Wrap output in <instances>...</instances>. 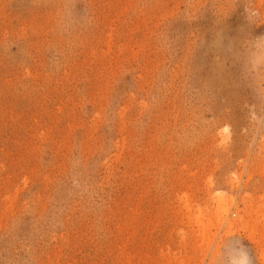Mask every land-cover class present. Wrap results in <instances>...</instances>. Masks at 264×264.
Instances as JSON below:
<instances>
[{"label":"rangeland","instance_id":"rangeland-1","mask_svg":"<svg viewBox=\"0 0 264 264\" xmlns=\"http://www.w3.org/2000/svg\"><path fill=\"white\" fill-rule=\"evenodd\" d=\"M262 255L264 0H0V264Z\"/></svg>","mask_w":264,"mask_h":264},{"label":"bare ground","instance_id":"bare-ground-1","mask_svg":"<svg viewBox=\"0 0 264 264\" xmlns=\"http://www.w3.org/2000/svg\"><path fill=\"white\" fill-rule=\"evenodd\" d=\"M216 197H217V204H218V211L220 212V213H226V209L225 208H223L222 207V203H223V200H224V195L222 194V193H220V192H218L217 194H216ZM197 219H198V222H199V224L201 225V227H202V229L204 230V231H207V229H206V225H204V224H202V222H200L199 221V218H200V211H199V214L197 215V217H196ZM230 223V222H229ZM209 227V226H208ZM209 229V228H208ZM211 229V228H210ZM203 232V231H202ZM207 232H209V231H207ZM206 232V233H207ZM206 233L205 232H203V236L205 237L206 236ZM262 256H264V255H262Z\"/></svg>","mask_w":264,"mask_h":264}]
</instances>
